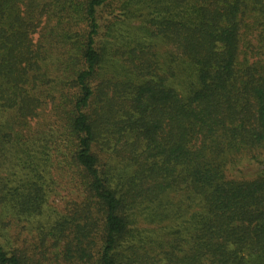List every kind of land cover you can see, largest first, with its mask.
Masks as SVG:
<instances>
[{"label":"trees","instance_id":"obj_1","mask_svg":"<svg viewBox=\"0 0 264 264\" xmlns=\"http://www.w3.org/2000/svg\"><path fill=\"white\" fill-rule=\"evenodd\" d=\"M0 264H264V0H0Z\"/></svg>","mask_w":264,"mask_h":264},{"label":"rangeland","instance_id":"obj_2","mask_svg":"<svg viewBox=\"0 0 264 264\" xmlns=\"http://www.w3.org/2000/svg\"><path fill=\"white\" fill-rule=\"evenodd\" d=\"M139 22H135V21H132L131 23H129L127 25L128 28H132L134 27L135 25H138ZM38 35H35V38H37ZM63 194L65 192H62ZM59 203V201H58ZM22 226H25V224H22ZM11 227V225H10ZM30 228H27V229H24V228H20L19 227H16V226H12L11 229H10V234L12 236V239L15 241V244L18 245V246H21L25 249H30V244H34V234L33 232H31L29 230ZM21 233H20V231ZM20 234V236H19ZM30 251V250H29Z\"/></svg>","mask_w":264,"mask_h":264}]
</instances>
